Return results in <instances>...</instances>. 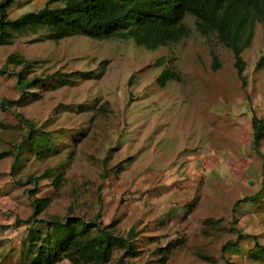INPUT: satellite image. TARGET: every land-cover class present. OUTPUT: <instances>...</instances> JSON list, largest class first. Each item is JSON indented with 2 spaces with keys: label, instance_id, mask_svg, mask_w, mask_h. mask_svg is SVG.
Masks as SVG:
<instances>
[{
  "label": "rangeland",
  "instance_id": "rangeland-1",
  "mask_svg": "<svg viewBox=\"0 0 264 264\" xmlns=\"http://www.w3.org/2000/svg\"><path fill=\"white\" fill-rule=\"evenodd\" d=\"M46 1L18 0L9 17ZM184 22L188 37L154 50L79 34L53 41L29 33L0 44V69L17 53L31 62L28 77L57 72L72 79L54 89L50 79L34 90L39 97L22 103L15 74L20 66L0 74V151L13 150L26 132L15 113L46 130L65 131L57 138L63 143L57 155L44 161L30 156L14 177L13 156L0 158V264H28L21 242L31 223L15 221L33 212L28 190L35 185L27 177L47 169L63 172L65 184L56 189L51 179L41 181L39 195L51 201L37 216L45 220L40 228L51 216L75 215L101 227L113 223L110 230L118 235L136 231L139 255L116 248L110 264H159L158 248L169 243L174 246L166 264H224L228 258L262 264L249 251L254 241L264 245V160L254 152L251 134L252 114L264 118V65L255 67L264 54V25L256 23L251 45L242 51L243 86L231 50L214 33L201 35L193 16ZM210 50L218 56L216 69ZM161 57L165 64L158 65ZM167 66L180 79L161 87L157 77ZM258 192L260 207L245 200L233 213L237 200ZM238 230L248 236L239 238Z\"/></svg>",
  "mask_w": 264,
  "mask_h": 264
},
{
  "label": "trees",
  "instance_id": "trees-1",
  "mask_svg": "<svg viewBox=\"0 0 264 264\" xmlns=\"http://www.w3.org/2000/svg\"><path fill=\"white\" fill-rule=\"evenodd\" d=\"M18 0H2L0 2V44H10L18 35L40 33L42 39L58 41L71 35H83L98 39L120 38L132 40L137 46L154 50L160 46L177 43L190 34V29L184 22L186 15L194 18V24L199 33L208 36L214 33L218 42L229 48L234 57V67L237 75L245 86L243 71L246 62L242 51L251 45L256 23L264 25V0H47L45 4L32 11L25 12L13 19L9 17V8ZM212 69L219 66L218 56L210 50ZM30 61L23 55L9 54L5 67L0 74L8 73L10 66L20 69L15 72L17 86L21 93V101L39 97L34 91L43 84L53 80L48 86L51 89L70 83L67 75L62 73L27 76L26 68ZM158 65L165 64L161 57ZM264 65V54L256 62V69ZM87 78L98 77L94 73H85ZM179 80L180 75L172 67L162 69L157 77L159 86L164 87L169 80ZM11 103L2 101V107L9 110ZM21 124H25L26 132L21 140L11 148L0 151V158L12 155L13 163L10 175L14 177L33 156L44 161L60 152L57 138L65 131L46 130L34 124L21 113H15ZM0 126L2 123H0ZM252 146L254 152L261 156V145L264 140V118L251 116ZM85 136L82 133L75 138L79 142ZM72 154V153H71ZM69 154V155H71ZM122 168V166L120 167ZM51 179V184L57 189L65 184L63 172L54 174L51 169L40 175L30 174L29 182L34 188L29 189L33 198V212L26 219L16 218V224L21 221L29 225L21 242L22 255L28 264H55L67 260L70 264H110L116 248H122L125 255L136 257L138 247L134 241L136 231L131 228L126 236L115 234L110 230L112 224L101 227L97 221H86L82 217L67 215L64 219L51 216L44 229L39 227L45 220L38 218L51 201L50 196L39 195L42 192L41 181ZM258 192L237 200L233 205L236 212L242 201H252L258 206L263 197ZM261 205H259L260 207ZM257 208V207H256ZM214 222L213 219H208ZM34 222V223H32ZM239 238L248 235L237 231ZM242 234V235H241ZM252 238V236H249ZM249 253L252 258L264 264V245L254 241ZM235 249L237 241L229 242ZM173 244L158 248L157 262L166 264L173 249ZM124 263V257L119 259ZM126 264V263H125ZM224 264H234L231 258Z\"/></svg>",
  "mask_w": 264,
  "mask_h": 264
}]
</instances>
